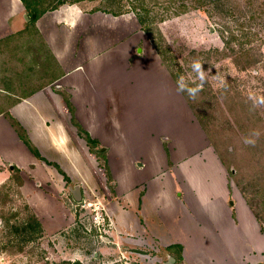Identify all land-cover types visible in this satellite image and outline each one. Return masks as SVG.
Listing matches in <instances>:
<instances>
[{"label": "rangeland", "instance_id": "374dc122", "mask_svg": "<svg viewBox=\"0 0 264 264\" xmlns=\"http://www.w3.org/2000/svg\"><path fill=\"white\" fill-rule=\"evenodd\" d=\"M14 4L19 14H27L20 0ZM33 4L40 10L55 7L47 11L76 4L86 14L72 31L62 30L59 45L70 68L77 64L70 62L77 46L81 48L84 40L89 43L95 70L89 91L95 99L96 129L101 122L104 133L124 136L133 149L128 157L147 160L150 153L141 146L146 139L151 141L148 145L169 146L164 153L168 172L185 200L163 223L149 217L152 227L131 224L115 229L107 212L117 199L109 154L97 141L96 145L87 142L90 137L75 121L68 103V90L79 94L88 89L80 83L79 88L75 83L71 88L70 78L56 84L59 64L37 28L27 21L18 30L10 29L8 4L0 0V90L8 92H0V112L13 95L22 98L36 92L41 99L38 109L54 123L41 98L42 91L51 90L63 98L60 107L66 108L57 120V139L69 149L72 144L79 149L73 180L54 164L60 157L49 146H44L43 154L50 161L36 149L38 156L33 154L48 165L38 168L39 186L16 167L0 165V180L5 178L0 181V264H219L216 245L230 237L229 227H236L233 236L239 244L261 240L255 219L242 207L236 209L233 226L229 220L216 223L215 219L237 198L248 203L264 229V0H33ZM152 48L158 51L156 62L169 73L173 88L161 73L156 78L154 70L145 66L151 62ZM194 61L202 64L205 78L192 97L187 88L201 85L192 68ZM181 76L187 86L184 91H178ZM23 131L19 134L25 136ZM116 154L117 175L140 181L147 177V169L127 172ZM156 155L160 157L159 151ZM181 162H186L184 171L177 167ZM52 164L57 171L48 168ZM179 173L185 176L180 188ZM74 187L80 189L78 201L69 191ZM27 197L32 198L31 205ZM96 213L104 218L103 226H94ZM33 217L41 229L28 237L20 231L34 227ZM151 230L157 235L151 236ZM171 239L189 245L185 260L182 247L167 250L165 244ZM196 242L203 245L202 255L193 254L195 247L190 249ZM237 257L242 258L240 253Z\"/></svg>", "mask_w": 264, "mask_h": 264}, {"label": "crops", "instance_id": "0c3cea01", "mask_svg": "<svg viewBox=\"0 0 264 264\" xmlns=\"http://www.w3.org/2000/svg\"><path fill=\"white\" fill-rule=\"evenodd\" d=\"M5 1L8 4V6H6V9L9 22V18H11L9 27L12 30H18L27 22L24 19V15L27 14H19L20 8L15 6L14 0ZM19 15H21L20 19ZM85 15L86 14L83 13L78 5L63 4L57 9L47 11L42 14L35 22V27L37 28L39 34L42 36L44 42L47 44L51 54L59 64L60 76L56 81V84L65 82L68 78H70L71 85L72 83H75L76 88H79L78 84L80 83L81 86H85V88L88 89L82 90L81 92H79V94H75L73 91L68 90V103L72 108L73 117L77 124L84 131H86L92 141L95 140L100 145H103V150L105 149L109 155L111 154L110 158H112V160L110 161L108 155L107 162L110 167L112 178L115 182V193L117 199L114 202V205H111V207L107 208V212L111 220L113 221L115 229L116 227L132 226L152 227L149 226V217H152L160 223H163V220L169 219L173 215L175 216L177 207L181 206V204H183V201L185 200V194H183V190L176 191V184L174 183L175 181L171 180L172 178L168 172L169 166L167 160H165V158H167V154L164 153H166L167 150L170 151L169 146H166L165 148L162 144H157L154 146L148 145L151 141H148L149 139H146L145 144L148 145V147L144 146V141L142 142L141 146L146 152L150 153L148 159H142V157H128L127 153H130L133 149L130 147L127 139L124 136L120 137L119 132L114 135L111 134L110 131L104 133L105 125L100 126L101 122H98V128L96 129L97 124L95 121L96 118L93 109L95 99L91 97L89 91L90 85L91 83H93L95 73L94 63H92L94 57L93 55H91L92 57L90 56L91 52L89 43L87 40H84L81 43V48H78L79 46H77L76 51L71 54L70 58V62L72 63V65L75 64V61L77 62V64L73 65L70 68L68 67L67 63H65L68 60H64V53L61 51L59 45L61 39L60 36H62V30L72 31L73 28L77 26L79 20H81V18H83V16ZM20 23L21 25H23L20 26ZM50 26H52L53 28V32L51 33L47 31V27ZM10 34H13V31L10 32ZM143 43L145 44V41H143ZM139 50L140 49H137V53H139ZM152 50L153 51L149 52L150 60L152 63L150 62L145 66L150 69V72H153L154 70L156 78H158V73H161L162 78L166 79V82L168 84L171 83L170 86L173 88L172 78L170 77L164 66L159 65V63L156 62V60H159V56L156 50H154L153 48ZM132 69L136 71V67H132ZM134 70L131 73H133ZM56 87L59 88L60 86L56 85ZM72 87L73 85L71 86V88ZM0 92L8 95V92H5L3 90H0ZM35 93L36 92H33L32 94L22 98H18L13 95V101L8 104L4 112H0V165L4 167L7 165L16 167L17 169L22 171L24 175H28L31 178H34L36 186H39L41 183L38 178V168L39 170H41L43 165L48 166L39 161L20 140L10 123L11 120H14L22 127L27 139L38 151L41 157H45V155L43 154L44 146H49V148L56 151L60 159L54 160V164L59 167V169L66 175L69 180H73L72 178L76 177V172L73 168L75 167L76 162H78L79 160V149L73 144L70 146V149L66 146H63L60 139H57L56 136V133L58 132V129L60 127L57 120L66 110V108L60 107V103L64 104L65 101H63V98H58L57 95H54L51 90L49 92L42 91V103L44 105L46 104V108L50 110L49 116L54 115L55 117V122L51 123V120L48 121L47 119L48 116H44L40 112L41 110L38 109V103H41V99H38L36 97V94L38 93ZM56 98L60 99V101H58V99ZM105 99L107 98L103 99L104 103ZM111 102L108 104H111ZM110 119L111 117H108V121H110ZM98 121H101V119ZM99 128H101L100 130L103 132H101ZM43 141H45L44 145ZM158 151L160 153V157L156 155ZM114 154L120 156L119 162L127 172L134 174V172H136L138 169H147V177L144 180L140 181L134 177H127L124 174H121V176L117 175L114 170L116 169L117 164L113 165ZM163 158L166 164L164 165V167L162 165ZM45 160L50 161V159L47 157H45ZM215 161L219 166L220 173H222L224 169L221 162L217 158H215ZM157 162H160V165H158ZM137 163H140V165L137 166L136 169ZM185 163L186 162H181L177 167L180 168L181 171H184L186 169V166L184 167ZM71 164L74 166H71ZM31 166L33 168H30ZM50 166L48 168H55L53 164ZM55 170L57 171L56 168ZM179 175L180 178L177 181V184L179 185L178 188H180L179 181L181 179L183 180L185 177L184 175L183 177H181V173H179ZM46 178H48L47 175ZM4 179L5 178H2V180L0 181L2 182ZM133 180L136 181V184L133 183ZM131 182L133 183L132 185H130ZM234 188L236 189V187ZM235 194H237V191ZM26 200L31 205L30 200H32V198L27 197ZM231 205V207L228 206L226 207V209H221L217 213L216 216H218V218L217 220L215 219V222L218 223V220L220 219V223H226L227 220H229V224L233 226L234 224H236V209L239 210L242 207L255 219L258 227L254 228L258 231L257 236L261 240H259L258 242H255L254 239L252 241L245 240L244 242H240L239 244L238 240L236 239V235L233 236V229H235L236 227H229L231 231L229 235L230 237L228 239H221L216 245V248L217 250H219L220 254L219 264H264V229H261L255 212L252 211V208L246 201L241 202L237 198L236 201ZM223 212L225 214L224 216ZM132 214L133 217L130 216ZM132 218H134V220ZM255 230L252 231V236L254 235ZM227 233L228 232L226 231L225 234L227 235ZM149 234L151 236L157 235V233H154L152 230L149 232ZM254 238L257 237L255 236ZM174 246L182 247L181 256L185 260V255L189 250V245L184 244V242L179 239H171L165 244L167 250L171 249V251L174 250ZM192 246L190 245V249H193L195 247L193 249V254L202 255L204 253V251L202 250V243L196 242L193 243ZM239 253L242 257L241 260L237 259ZM192 264L196 263L192 262Z\"/></svg>", "mask_w": 264, "mask_h": 264}, {"label": "trees", "instance_id": "16d2710c", "mask_svg": "<svg viewBox=\"0 0 264 264\" xmlns=\"http://www.w3.org/2000/svg\"><path fill=\"white\" fill-rule=\"evenodd\" d=\"M23 7L25 8V10L27 11V16L29 18L28 20V25L32 26V28L35 30V22L37 21V19L44 14L45 12H47V10L51 9V8H55V7H51V8H43V9H39L35 6V4H33V0H20ZM139 22L141 25L144 24L143 20L141 18H139ZM155 47V46H154ZM158 53V51H157ZM159 55V53H158ZM11 125L12 127H14L18 137L20 138V140L26 145V147L29 149V151L34 154L35 156H38L37 151L35 150V148L32 146V144L29 142V140L27 139L25 132L23 131V135H20L19 132L22 131V128L13 120H11ZM88 143H91L93 145H96V141H92L90 139L87 140ZM32 224L34 225V227H22L20 232H24L25 235H27L28 237H32L33 234L39 233L40 232V225L38 220L33 217L32 218ZM173 248L176 249H181L180 246H174ZM171 251V249H168ZM180 256L178 255L179 259ZM77 264V263H76Z\"/></svg>", "mask_w": 264, "mask_h": 264}, {"label": "clouds", "instance_id": "9594fccd", "mask_svg": "<svg viewBox=\"0 0 264 264\" xmlns=\"http://www.w3.org/2000/svg\"><path fill=\"white\" fill-rule=\"evenodd\" d=\"M192 68L197 73L198 78L201 81V85H198L196 88H187L189 95L194 97L197 90L202 86V83H203L204 78H205L204 77L205 71L202 70V64L199 62H195V61L192 64ZM177 83H178V91H184L186 89L187 86L184 83V78L182 76L178 79ZM245 142L246 143H253V141H251V140H245Z\"/></svg>", "mask_w": 264, "mask_h": 264}, {"label": "water", "instance_id": "95a60500", "mask_svg": "<svg viewBox=\"0 0 264 264\" xmlns=\"http://www.w3.org/2000/svg\"><path fill=\"white\" fill-rule=\"evenodd\" d=\"M25 21H28L29 18L27 15H24ZM69 191L73 197L74 200L78 201L81 199L80 189L79 187L69 188Z\"/></svg>", "mask_w": 264, "mask_h": 264}, {"label": "built area", "instance_id": "2783aa9c", "mask_svg": "<svg viewBox=\"0 0 264 264\" xmlns=\"http://www.w3.org/2000/svg\"><path fill=\"white\" fill-rule=\"evenodd\" d=\"M103 222H104V218L96 213L95 217L93 218V223L95 224L94 226L96 227L103 226L104 225Z\"/></svg>", "mask_w": 264, "mask_h": 264}]
</instances>
